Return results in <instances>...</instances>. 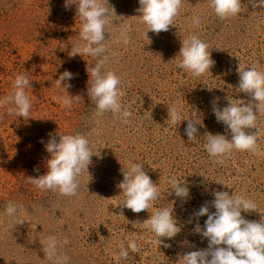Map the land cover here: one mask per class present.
<instances>
[{"label":"rangeland","instance_id":"374dc122","mask_svg":"<svg viewBox=\"0 0 264 264\" xmlns=\"http://www.w3.org/2000/svg\"><path fill=\"white\" fill-rule=\"evenodd\" d=\"M109 4L115 11L105 33L109 50L105 70L122 81L121 101L131 113L128 124L108 113L98 115L87 95L91 82L86 68L97 60L70 56L72 46L80 42L82 24L75 4L66 9L65 0H0V100L13 91L15 77L25 74L31 81L26 94L32 103L29 119L10 114L13 105L0 106V264H52L43 251L49 236L69 240L60 251L70 264H180L185 253L208 247V240L194 232L196 223L203 227L207 216L194 213L215 199V191L235 192L255 202L256 211L242 212L248 220L259 221L264 215V156L233 151L220 164L203 147L206 133L231 139L230 131L216 120L213 101L219 98L223 108L227 96L237 104L250 99L237 89L239 63L264 71V5L253 7L251 0H241V12L221 20L209 0H183L168 31L146 35L137 11L139 0ZM195 16L200 17L199 28L192 23ZM122 25L129 29L128 44L119 35ZM191 34L207 43L215 61L211 73L201 77L176 67L181 42ZM65 70L75 74L64 82L72 85L67 89L56 85ZM69 95L73 103L66 109L56 98ZM171 106L187 119L203 121V126L197 125L199 142L188 140V121L177 127L168 123ZM257 124L264 151V114ZM76 133L89 139L94 154L89 173L79 177L78 195L64 197L31 184L28 177L47 171L49 134L58 140V134ZM133 162L144 164L161 193L159 203L140 213L120 205L124 196L117 187L123 180L121 169ZM174 176L186 180L187 202L168 194V181ZM172 201L181 232L170 240L161 238L171 247L157 248L143 222ZM8 202L23 206L22 224L9 220ZM209 207L215 212L210 203ZM132 239L140 252L130 253L128 260L117 259L119 244L127 246Z\"/></svg>","mask_w":264,"mask_h":264},{"label":"clouds","instance_id":"9594fccd","mask_svg":"<svg viewBox=\"0 0 264 264\" xmlns=\"http://www.w3.org/2000/svg\"><path fill=\"white\" fill-rule=\"evenodd\" d=\"M253 7L264 5V0H251ZM183 0H139L140 21L146 26V35L149 31L159 35L160 32L168 31L173 25L175 18L179 15ZM72 4L76 5L77 16L82 24L79 32L80 42L71 48L72 57L76 55H90L96 58L94 66H87L86 71L90 76L87 95L95 112L98 115L110 114L123 124L130 122L131 113L123 106L121 97L122 81L113 71H106L108 59V48L106 46L105 33H108L109 17L114 8L109 0H65V8L69 9ZM209 4L215 15L221 20L237 16L241 12V0H209ZM115 11V10H114ZM193 25L201 26L199 16L193 17ZM127 25L120 27L119 35L124 44L130 43ZM215 65L211 58L207 43L195 34L189 35L181 42L179 53L176 56V67L190 73L193 77H201L211 73L210 69ZM239 75L238 90L246 93L250 99L247 103L237 104L227 96L228 105L220 108L218 99L213 101V113L217 122L226 126L231 133V139L222 134L206 133V142L203 147L214 162L223 164L224 159L229 157L233 151L249 152L254 156H264L258 143L260 128L257 121L264 114V71L255 66L245 68L239 63L237 68ZM69 70H65L56 79L57 87L63 85L66 89L71 87L70 81L74 78ZM31 87V81L25 74L15 77L13 91L4 99L0 100V106L13 105L8 112L17 117L30 118L32 103L26 94V89ZM79 96L75 97L78 98ZM59 103L66 109H70L73 97H57ZM168 123L178 126L183 121H188L185 134L192 143L199 142V130L197 125L203 126V121L187 119L176 106L168 108ZM256 129V132L248 130ZM50 135L45 144L50 158L46 161L47 171L38 178L28 177V181L41 191L58 192L64 197L78 195L79 177L88 172L94 155L90 147L89 139L81 134H58L59 139ZM199 137V138H198ZM41 143H44L41 139ZM38 171V170H37ZM123 180L117 185L124 196L120 203L124 208L133 213H140L153 207L154 202L159 203L161 193L157 184L144 170V164L139 162L130 163L127 169H121ZM89 173V172H88ZM169 195L174 194L180 200L187 202L190 197V188L183 178L171 177L168 181ZM215 199L206 202L194 213L195 217L207 216L204 226L196 223L194 232L208 240V247L197 251L185 253L180 258V264H264V215L259 221L248 220L242 212L251 214L256 211L257 205L252 200L237 195L235 192L215 191ZM172 201L167 206L159 207L143 226L148 229L153 237L151 243L157 248L165 243L164 239H173L180 232L181 227L174 217V205ZM215 212H210V207ZM23 210L22 205L8 202L5 212L10 221L22 224L19 219ZM191 221H189L190 223ZM69 243L67 238L62 241L56 236H49L44 244L43 251L52 264H70V258L63 254L60 249ZM140 245L135 239L129 240L127 246L123 242L119 244L117 259L128 260L130 253L140 252Z\"/></svg>","mask_w":264,"mask_h":264}]
</instances>
